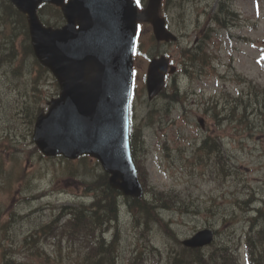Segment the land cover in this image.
I'll use <instances>...</instances> for the list:
<instances>
[{"label":"rangeland","instance_id":"1","mask_svg":"<svg viewBox=\"0 0 264 264\" xmlns=\"http://www.w3.org/2000/svg\"><path fill=\"white\" fill-rule=\"evenodd\" d=\"M229 7L232 13L235 12L234 17L239 22L229 23L230 32L218 30L216 35L207 36L210 30L222 28L218 25L211 28L207 22L208 17L220 11L219 0L169 1L165 14L170 19V28L182 33V39L177 44H154L150 41L151 27L142 24L139 29L138 40L141 41L143 52L149 58L151 55L165 54L170 63L177 67L180 93L189 91L192 97H186L189 102L183 105L163 103L161 98L148 102L145 92L139 95L140 77L145 76L148 62L145 60L143 66L140 65L143 60L137 59L135 62V84L138 85L133 101L137 117L135 127L140 125L142 118H146L149 109L170 111L168 114L155 116L154 125L143 129L144 140L151 151L148 164L149 184L158 192H178L180 198H176L173 205L164 202L167 209L160 210L157 206L149 205L148 217L147 213H132L123 201L119 204V231L115 230L108 242L112 243L114 240L123 262L130 250L138 247H143L148 253L153 250L158 255L152 247L154 246L161 251L163 257L169 251L178 252L176 248L181 247L175 238L180 241L211 224L222 228L217 243L220 245L225 242L227 248L237 244L239 236H243L246 231L253 234L256 227L264 225L262 214L249 222L250 208L253 207L244 199L238 198L247 197L250 191L253 203L260 202V206L264 208V132L257 131L259 125L264 127L263 123L256 121V109H248L245 113L235 111V102L232 104L231 100L230 104L224 105L227 100L226 90L232 96L245 85L242 83L244 80H254L258 86H264V58L261 57L264 53L263 2L231 0ZM183 17L186 25H183ZM252 25L253 31L248 28ZM244 35L252 36L254 47L234 41L233 37ZM197 47L201 49L203 59L206 57L210 63L204 66L203 72L198 73L194 85H191L192 80L180 73L183 68L180 67L183 62L180 52L192 50L191 53H194ZM2 52L5 53L4 50ZM30 63L29 60L23 62V70L27 74L19 81L8 77L9 75L4 77V73L0 72V138L2 132L7 136L0 141V256L4 252H12L16 259L25 264H78L76 246L66 242L61 244L60 250L46 245L44 251L49 255L47 260L37 257L31 249L32 245H28V238L35 236L32 234L40 225L53 218L62 207L74 205L88 194L83 187L85 171L80 169L79 162L74 163L77 175L64 178L61 168L69 167L70 164H64L62 158L44 160L39 157V153L34 152L35 147L30 137L33 114L40 108L46 109L47 102L57 96L58 89L48 77L34 88L35 78L28 75ZM191 72L195 74L194 70ZM11 76L15 78L16 74L12 73ZM173 78L171 76L170 81H167L166 87L172 83ZM244 89V98L254 100L253 89ZM216 99L220 107L224 108L226 117L221 124L210 118L211 114L208 113L206 117L203 112ZM195 100H198L197 105L192 103ZM200 118L203 119L202 128L198 125ZM233 125L239 130L249 129L238 133L243 137L254 133L256 136L244 138L243 142L238 143L239 138L233 135ZM209 132L216 138H225L224 150L227 161H230L227 166L217 163L218 176L215 175L216 164L201 165L196 160L193 166L184 163L190 150H196L194 142ZM164 146L172 156L168 162L163 159ZM13 150L17 151L14 159ZM154 156H158L160 166L153 162ZM94 163L90 160L86 168L90 172L99 173L101 169ZM42 194L46 195L41 197ZM231 201L234 203L230 209H223ZM214 203L217 204L218 212L214 208L210 209ZM239 204L241 207H236ZM234 209L237 216L226 226L222 225V219ZM29 213L30 216L24 217ZM163 221L175 238L166 234L164 226L160 224ZM164 237H167L170 245Z\"/></svg>","mask_w":264,"mask_h":264},{"label":"water","instance_id":"2","mask_svg":"<svg viewBox=\"0 0 264 264\" xmlns=\"http://www.w3.org/2000/svg\"><path fill=\"white\" fill-rule=\"evenodd\" d=\"M10 1L26 15L35 53L60 84V98L50 103L48 115L37 118L35 143L47 155L74 159L87 154L98 159L111 175L112 188L125 196L141 197L127 138L128 51L139 18L152 24L158 40L173 39L158 17L160 0H148L141 14L131 0H68L66 5L63 0ZM42 3L60 5L67 25L61 30L43 28L35 14ZM92 31L100 34L99 39L94 34L88 37ZM84 40L87 47L80 53ZM155 65L149 69L150 95L160 87L154 90L160 80L156 81Z\"/></svg>","mask_w":264,"mask_h":264},{"label":"trees","instance_id":"3","mask_svg":"<svg viewBox=\"0 0 264 264\" xmlns=\"http://www.w3.org/2000/svg\"><path fill=\"white\" fill-rule=\"evenodd\" d=\"M227 10H224L226 12ZM4 21L10 22L13 24L14 28L24 29L25 26L23 20L21 19V15L18 14L11 6H7L1 12ZM185 24V20L183 22ZM5 47V46H4ZM4 47L0 50V56L2 55V51ZM9 56H2V59H8ZM11 60V59H10ZM262 88V89H261ZM251 89V86L249 90ZM253 92L255 94L254 100H250L247 97L243 98L242 96L238 97L236 100L227 99L226 104H230L229 100L232 101L233 107L235 111H241L245 113L248 107H253L256 109V121L262 122L264 126V88L258 86L257 84L253 85ZM217 106V104L215 105ZM214 106L213 110L215 113V117L218 118L220 114V108L216 111V107ZM226 118V117H225ZM224 118V119H225ZM219 121V119H218ZM221 121V120H220ZM241 121V119L239 120ZM258 128L259 131L264 132V127L260 126ZM234 132L237 133L238 143L242 141L243 136L238 133H243L247 130H239L233 125ZM247 136V135H246ZM207 137V138H206ZM204 140L196 147L194 151V157L198 158V160L202 164H216L215 165V175L218 176L219 167L217 163H222L224 165H228L227 161L222 160L219 156H223L224 154V144L222 142L223 139L216 138L211 135H207ZM139 163L142 166L141 172L143 175L146 174V156L139 155ZM86 188L93 193L91 204L86 206H78V207H70L68 208V212L66 215L68 216V220L62 227L61 234L69 239L75 240L79 243V253L81 255V264H123L117 258L116 249L114 245V241L110 244H105L102 240V233L106 231L110 224L117 222V212L120 207L119 204L123 201L127 208L130 211H136V214L147 213L148 217V207L149 205L157 206L159 208H165V203H170V205L174 204L176 198L179 197L178 192H158L154 189H150L147 191L149 193V197L145 200H133L130 201L129 204L126 200L119 197L118 193L111 190L107 184V176L104 174H100L95 177L94 181L90 182L86 185ZM120 200V201H119ZM171 200H173L171 202ZM186 204V202H185ZM184 204V205H185ZM258 214H262L260 210H257ZM139 220L136 222V224ZM135 224V225H136ZM143 224V221H142ZM142 226V225H141ZM52 223L47 225L41 229L42 233H54L56 229L51 230ZM220 248V247H219ZM221 249V248H220ZM222 250V249H221ZM144 252H137L134 257H140ZM173 256V264H198L203 262V257L200 254L190 255L182 250H178V252L174 253ZM131 258L128 259V264ZM137 264H147V261L144 258H137ZM3 264H16L13 261H8ZM131 264H133L131 262ZM150 264V263H148Z\"/></svg>","mask_w":264,"mask_h":264},{"label":"bare ground","instance_id":"4","mask_svg":"<svg viewBox=\"0 0 264 264\" xmlns=\"http://www.w3.org/2000/svg\"><path fill=\"white\" fill-rule=\"evenodd\" d=\"M123 199V198H122ZM117 220H118V217H117ZM116 220V221H117ZM264 226V225H263ZM262 226V227H263ZM261 227V228H262ZM112 241H114V240H112ZM106 244H110L109 242H107ZM222 250L221 251H225V250H227V243H225V242H222V244H220V245H218ZM203 257V256H202Z\"/></svg>","mask_w":264,"mask_h":264}]
</instances>
